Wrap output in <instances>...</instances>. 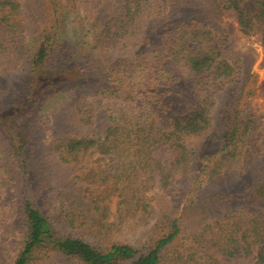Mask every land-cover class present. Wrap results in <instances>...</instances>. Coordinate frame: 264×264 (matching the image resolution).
Here are the masks:
<instances>
[{"label": "trees", "instance_id": "obj_1", "mask_svg": "<svg viewBox=\"0 0 264 264\" xmlns=\"http://www.w3.org/2000/svg\"><path fill=\"white\" fill-rule=\"evenodd\" d=\"M237 29L264 48V0H0V264H264ZM181 188L182 213L156 207Z\"/></svg>", "mask_w": 264, "mask_h": 264}, {"label": "rangeland", "instance_id": "obj_2", "mask_svg": "<svg viewBox=\"0 0 264 264\" xmlns=\"http://www.w3.org/2000/svg\"><path fill=\"white\" fill-rule=\"evenodd\" d=\"M226 21H231L230 18H226ZM238 34V49L251 48L254 51V60L252 64L251 71L257 74V84L254 87L252 93L248 97L247 101L251 105V108L255 110L257 114L262 115L264 119V96H263V82H264V48L260 41V36L257 33L245 34L237 29ZM244 51V50H243ZM204 76L198 78H189L186 83L182 84V89L184 92H188L190 95L194 94L195 84L202 81ZM10 79H0V86L8 87L11 84ZM67 105L63 103L52 102L49 106L50 111L54 114L59 115V118L54 119L52 123L49 124L48 130L45 133H51L56 135H61L65 130L70 127V124L66 122L63 117V112ZM245 168L251 171H259L264 167V156L259 154H253L252 152L248 155L247 162L244 163ZM153 195L155 196V205L159 209H164L172 213L173 215H179L182 213L183 208L186 203V189H179V195L175 193H170L166 191L154 190ZM151 193V194H152ZM19 195L18 191L9 192L5 198L12 199L15 201ZM139 236L133 235L131 232H127L125 235L120 236L121 239L125 241L134 242ZM234 264H244L243 261H237Z\"/></svg>", "mask_w": 264, "mask_h": 264}]
</instances>
